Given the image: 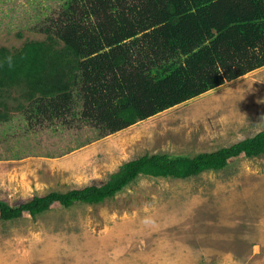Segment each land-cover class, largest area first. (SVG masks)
<instances>
[{
  "label": "rangeland",
  "instance_id": "374dc122",
  "mask_svg": "<svg viewBox=\"0 0 264 264\" xmlns=\"http://www.w3.org/2000/svg\"><path fill=\"white\" fill-rule=\"evenodd\" d=\"M60 3L0 0V47L42 40ZM0 101V200L17 206L101 186L145 154L194 156L254 136L264 130V67L103 137L78 117L26 122L18 90ZM0 264H264V156L188 179L140 176L101 204L0 221Z\"/></svg>",
  "mask_w": 264,
  "mask_h": 264
},
{
  "label": "trees",
  "instance_id": "16d2710c",
  "mask_svg": "<svg viewBox=\"0 0 264 264\" xmlns=\"http://www.w3.org/2000/svg\"><path fill=\"white\" fill-rule=\"evenodd\" d=\"M55 15L38 30L42 40L0 47V96L20 91L26 122L78 117L103 137L264 67V0H61ZM8 56L11 67L2 63ZM240 155L264 156V130L194 156L145 154L101 186L17 206L0 200V221L34 218L54 204H101L140 176L188 179Z\"/></svg>",
  "mask_w": 264,
  "mask_h": 264
},
{
  "label": "clouds",
  "instance_id": "9594fccd",
  "mask_svg": "<svg viewBox=\"0 0 264 264\" xmlns=\"http://www.w3.org/2000/svg\"><path fill=\"white\" fill-rule=\"evenodd\" d=\"M2 63H6L9 67H11L12 64H13L12 57H11V56L5 57ZM261 119L264 120V117H262ZM144 223H145L146 225H150V224L152 223V221H151V219H147V218H146V219L144 220Z\"/></svg>",
  "mask_w": 264,
  "mask_h": 264
}]
</instances>
